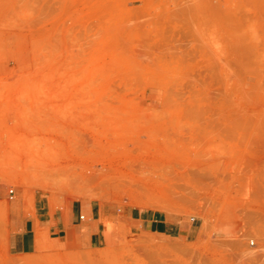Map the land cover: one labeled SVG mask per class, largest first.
<instances>
[{"label": "rangeland", "instance_id": "374dc122", "mask_svg": "<svg viewBox=\"0 0 264 264\" xmlns=\"http://www.w3.org/2000/svg\"><path fill=\"white\" fill-rule=\"evenodd\" d=\"M0 187L117 213L0 264H264V0H0Z\"/></svg>", "mask_w": 264, "mask_h": 264}, {"label": "crops", "instance_id": "0c3cea01", "mask_svg": "<svg viewBox=\"0 0 264 264\" xmlns=\"http://www.w3.org/2000/svg\"><path fill=\"white\" fill-rule=\"evenodd\" d=\"M31 196L21 189L9 196L0 187V206L7 203L4 220L7 250L11 255H28L61 241L100 248L107 243V220L117 217L114 207L100 200L74 199L64 207H56L45 194L33 191ZM128 213L146 218L159 233H168L171 223L163 211ZM81 216H84L83 218ZM180 233V232H179Z\"/></svg>", "mask_w": 264, "mask_h": 264}, {"label": "built area", "instance_id": "2783aa9c", "mask_svg": "<svg viewBox=\"0 0 264 264\" xmlns=\"http://www.w3.org/2000/svg\"><path fill=\"white\" fill-rule=\"evenodd\" d=\"M13 191H14V189L12 188V189H10V193L12 194L13 193ZM82 218L84 217V216H81Z\"/></svg>", "mask_w": 264, "mask_h": 264}]
</instances>
